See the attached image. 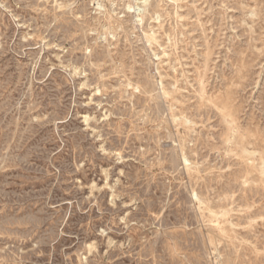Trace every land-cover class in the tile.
I'll list each match as a JSON object with an SVG mask.
<instances>
[{"label":"rangeland","instance_id":"374dc122","mask_svg":"<svg viewBox=\"0 0 264 264\" xmlns=\"http://www.w3.org/2000/svg\"><path fill=\"white\" fill-rule=\"evenodd\" d=\"M149 3L0 0V264H264V0Z\"/></svg>","mask_w":264,"mask_h":264},{"label":"bare ground","instance_id":"6f19581e","mask_svg":"<svg viewBox=\"0 0 264 264\" xmlns=\"http://www.w3.org/2000/svg\"><path fill=\"white\" fill-rule=\"evenodd\" d=\"M111 2H114V3H118V0H110ZM152 1V0H151ZM94 2V1H93ZM96 2V1H95ZM100 2V1H99ZM107 2V1H106ZM120 2H122V4L124 5V9H125V11L128 13V14H134L135 16H140V15H143L144 14V12H145V7H146V5H148V4H150L149 3V0H136V3L135 4H137V3H142L141 5H139V6H135V4L134 5H131V4H129V2L130 1H128V0H119V3ZM126 2H128V3H126ZM159 2H162V1H159ZM92 3V2H91ZM125 3V4H124ZM169 3V2H168ZM171 3V2H170ZM99 4V3H98ZM110 4V3H109ZM161 4V3H160ZM159 4V5H160ZM103 5V4H102ZM114 5H116V4H114ZM138 5V4H137ZM156 5V4H155ZM162 5V4H161ZM100 8H102V6H99ZM120 7V6H119ZM148 7V6H147ZM162 7H164V6H162ZM168 7V6H167ZM166 7V8H167ZM64 8V7H63ZM105 8V7H104ZM109 9V8H108ZM123 9V8H122ZM161 9V8H160ZM168 9V8H167ZM104 9L102 8V11H103ZM156 10V9H155ZM109 11V10H108ZM149 11V10H148ZM153 11H154V9H153ZM153 11H151V12H153ZM159 11V10H158ZM118 12V11H117ZM120 12V11H119ZM135 12H137V14H135ZM147 12V11H146ZM97 13H99V12H97ZM105 13V12H104ZM114 13H116L115 11H114ZM124 13V12H123ZM157 13V12H156ZM160 13V12H159ZM158 13V14H159ZM119 14H122V13H119ZM147 14V13H146ZM152 14V13H151ZM161 14V13H160ZM160 14L158 15V16H160ZM163 14V13H162ZM150 15V14H149ZM99 16V15H98ZM127 16V15H126ZM130 16V15H129ZM133 16V15H132ZM147 16V15H146ZM152 16V15H151ZM116 17V16H115ZM148 17V16H147ZM103 18V17H102ZM110 19H111V17H109ZM130 18V17H129ZM141 18V17H140ZM159 18V17H158ZM122 19V18H121ZM151 19H153V18H151ZM99 20V19H98ZM106 20V19H105ZM112 20V19H111ZM120 20V19H119ZM159 20V19H158ZM124 21V20H123ZM137 21H138V19H137ZM155 21V20H154ZM160 21V20H159ZM107 22V21H106ZM118 22V21H117ZM139 22V21H138ZM122 22L120 21V24H121ZM142 23V22H141ZM107 24H108V22H107ZM110 24V23H109ZM123 24V23H122ZM121 24V25H122ZM119 25V24H118ZM106 27V26H105ZM136 27V26H135ZM110 28V27H109ZM147 33V32H146ZM148 34V33H147ZM146 34V35H147ZM148 36V35H147ZM151 39V38H150ZM152 40V39H151ZM150 41V40H149ZM154 41V40H153ZM85 83V82H84ZM131 83V82H130ZM129 84V83H128ZM137 87V86H136ZM128 88H129V86H128ZM100 91V90H99ZM165 92H167V91H165ZM126 93V92H125ZM91 103V102H90ZM229 111V110H228ZM227 113V112H226ZM225 115V114H224ZM231 118H232V114H231ZM224 119H225V117H224ZM229 119V118H228ZM234 121V120H233ZM232 121V122H233ZM228 123V122H227ZM235 124V123H234ZM231 127H229V129H230ZM236 129V128H235ZM237 132H238V130H236ZM227 135H228V133H227ZM245 141V140H244ZM228 145V144H227ZM244 147V146H243ZM242 147V148H243ZM251 150V149H250ZM247 151V150H246ZM253 151V150H252ZM244 155V154H243ZM244 158H246V157H244ZM251 158V157H250ZM249 159V158H248ZM186 160V159H185ZM251 160V159H250ZM187 162V161H186ZM251 162H253V161H251ZM259 169V168H258ZM107 176H108V174H107ZM105 181V180H104ZM117 181V180H116ZM196 198L198 199V202H199V208H202V206H203V201L198 197V195L196 196ZM110 199V198H109ZM112 199V198H111ZM95 204V203H94ZM225 214V213H224ZM223 215V214H222ZM215 216V215H214ZM220 217V216H219ZM224 217V216H223ZM216 218H218V216H216L215 217V219ZM222 223V222H221ZM215 224V223H214ZM220 226V225H219ZM218 226V227H219ZM98 234V233H97ZM218 243V242H217ZM111 245V244H110ZM123 245V244H122ZM90 246V245H89ZM89 250V249H88ZM88 254V253H87ZM94 262V261H93ZM218 263V262H217Z\"/></svg>","mask_w":264,"mask_h":264},{"label":"built area","instance_id":"2783aa9c","mask_svg":"<svg viewBox=\"0 0 264 264\" xmlns=\"http://www.w3.org/2000/svg\"><path fill=\"white\" fill-rule=\"evenodd\" d=\"M135 3H136V0H132V4H135ZM137 4H135L136 7L139 6V5H141L142 3H137ZM135 14H137V12H135Z\"/></svg>","mask_w":264,"mask_h":264}]
</instances>
